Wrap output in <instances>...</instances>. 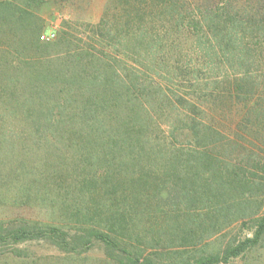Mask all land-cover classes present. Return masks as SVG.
Segmentation results:
<instances>
[{"label":"rangeland","instance_id":"rangeland-1","mask_svg":"<svg viewBox=\"0 0 264 264\" xmlns=\"http://www.w3.org/2000/svg\"><path fill=\"white\" fill-rule=\"evenodd\" d=\"M122 1L0 0V135L13 140L1 158L0 222L121 224L146 255L194 263L251 237L264 216V34L230 58L199 49L196 30L175 23L225 2L263 21L264 0H182L162 14L132 0L143 18L132 23ZM206 154L258 174L255 215L219 214L235 197L221 198ZM0 264L111 263L100 245L78 255L33 241L1 244ZM229 264H264V243Z\"/></svg>","mask_w":264,"mask_h":264},{"label":"trees","instance_id":"trees-1","mask_svg":"<svg viewBox=\"0 0 264 264\" xmlns=\"http://www.w3.org/2000/svg\"><path fill=\"white\" fill-rule=\"evenodd\" d=\"M150 1L153 7L151 10H155L158 14H162L166 10L178 13L180 9H184L185 7V0ZM122 2L124 3L122 9L123 15L126 16L127 21L132 23L143 19L142 15L137 14L136 10H134L132 0H123ZM205 8L204 5H198L196 7L195 11L197 15H195L194 18L198 17V19H190L186 21V18L180 15L181 19L175 23L177 27H186L189 30L193 28L196 30L197 37L195 39V46L199 49L208 46L214 53L220 54V52H222L223 56H229L231 58V51L241 52L242 54L247 53L250 51V46L253 43V40H259L264 34V20L243 21L240 13L233 14L231 12L233 9L230 2H225L224 7L218 9L219 11L212 7L211 9ZM245 10L246 8H244L243 11ZM152 29L154 28L152 27ZM249 33L252 35L251 40L247 39V34ZM39 40V37H37L36 42H39ZM206 40L208 43L205 45ZM236 49H238V51H236ZM70 103V101L63 102L60 106L69 105ZM28 111H30L31 116L37 114L35 110L29 109ZM4 128L5 127L0 125V131ZM45 140L51 144V141L48 138ZM10 141L11 143L13 142V140L7 135H0L1 171L4 170V162L6 160L9 161V157L6 156L5 161L2 163L1 158L5 151L7 154H10ZM41 141V135H35L33 144L38 145ZM53 141H55L54 138ZM116 141L115 138L112 139V142ZM88 143L90 145L91 140ZM30 151H32V149H30ZM196 158L200 160V157ZM202 159L209 164V168L213 167L215 173H217V176L220 179L221 198H228V195L231 194L235 197L234 201L230 203L228 200L224 199L225 206L227 207H224L219 214L222 215L224 212L227 214L229 211L231 214L232 207H235V210L237 211L235 213H237L239 218H248L255 215L256 213H248L251 211V195L255 188L254 186L257 185L256 182H253V179L260 178L258 174L241 165H227V162H224L223 160L220 161V164L218 163V159L210 154L202 155ZM31 169L34 174L37 173L36 167ZM45 170L46 175L41 173V176H47L49 170ZM14 172L18 173L19 171L17 168H14ZM20 174L26 173L23 172ZM39 181L41 182L42 180ZM32 186L34 185H29L28 187ZM28 187L22 189L26 195H29L27 194ZM251 188L252 190L250 191ZM96 198L97 197L94 194L90 199L96 203ZM117 220L121 221V219ZM255 222L254 231L251 237H246L243 240L234 239L225 244V246L216 253L194 257V263H192L191 260L178 261L174 259L163 263L158 255H146L145 251H141L139 248L131 245L130 242L124 239L125 235L121 231L123 228L121 224L119 228L112 227L111 225L104 228L102 225L96 227L95 225L86 223L81 227L70 229L64 225H53L37 219L23 217L19 218L18 223L15 222L10 224L7 222H0V245L4 243L19 245L33 241H44L64 253L78 255L91 250L95 245H100L104 249L106 258L111 264H229L231 260L246 255L252 249L257 248L262 242L264 243V216L257 218ZM17 254L20 253H15L16 256Z\"/></svg>","mask_w":264,"mask_h":264},{"label":"built area","instance_id":"built-area-1","mask_svg":"<svg viewBox=\"0 0 264 264\" xmlns=\"http://www.w3.org/2000/svg\"><path fill=\"white\" fill-rule=\"evenodd\" d=\"M53 37H54V35H49V36L47 37V40H50V39H52ZM42 39L45 40L46 37L43 36Z\"/></svg>","mask_w":264,"mask_h":264}]
</instances>
